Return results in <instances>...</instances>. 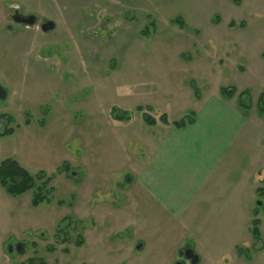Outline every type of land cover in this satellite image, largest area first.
Returning <instances> with one entry per match:
<instances>
[{
  "label": "rangeland",
  "instance_id": "obj_1",
  "mask_svg": "<svg viewBox=\"0 0 264 264\" xmlns=\"http://www.w3.org/2000/svg\"><path fill=\"white\" fill-rule=\"evenodd\" d=\"M13 8L52 21L55 29L43 34L39 23L17 27ZM263 53L264 0H0V117H11L14 130L0 136V162L12 159L34 177L54 176L51 202L38 207L31 205L37 180L20 197L0 187V206L9 207L0 221V264H137L117 250V237L105 233L100 219L74 217L75 181L93 185L87 203L93 212L120 208L130 194L151 199L136 173L153 149L143 136L163 131L144 118L157 126L162 117L171 125L183 121L189 132L215 130L220 123L207 116L227 107L255 124L264 121L257 106ZM222 88L236 95L224 99ZM115 110L129 112L130 120L117 123ZM190 119L194 127L187 126ZM79 163L91 165L93 177ZM262 177L264 171L257 182ZM263 197L257 202L264 204ZM258 208L261 236L252 248L250 220H239L242 231L248 229L241 245L251 264H264V211ZM94 219L102 231L97 241L85 237ZM150 254L140 256L142 264H150ZM178 262L190 264L183 257ZM228 263L229 257L219 262Z\"/></svg>",
  "mask_w": 264,
  "mask_h": 264
},
{
  "label": "crops",
  "instance_id": "obj_2",
  "mask_svg": "<svg viewBox=\"0 0 264 264\" xmlns=\"http://www.w3.org/2000/svg\"><path fill=\"white\" fill-rule=\"evenodd\" d=\"M224 108L227 111L215 110L207 116L210 123L213 117L220 123L215 130L189 132L169 121L158 126L157 122L156 126L145 123L163 131L143 136L153 149L150 160L136 173L137 185L151 190L152 198L130 194L120 208L108 205L93 212L87 203L95 189L91 182L78 178L71 193L74 217L81 221L93 214L91 217L100 219L105 233L117 237V250L124 252L125 258H138L137 264H142L140 256L151 250L150 264H174L179 252L189 248L198 257L197 264H219L226 257L232 259L231 264H251L249 249L243 257L241 245V235L247 236L248 229L242 231L239 220H250V234L251 221L259 220L256 203L264 196V178L256 179L264 171V121L258 118L255 124L238 109ZM124 122L128 121L117 123ZM187 126L194 127V121ZM158 136L160 141L154 143ZM79 165L93 177L91 165ZM8 210V204L0 206V221ZM97 219L85 230L89 240L97 241L102 233L95 227ZM252 240L251 234V248Z\"/></svg>",
  "mask_w": 264,
  "mask_h": 264
},
{
  "label": "trees",
  "instance_id": "obj_3",
  "mask_svg": "<svg viewBox=\"0 0 264 264\" xmlns=\"http://www.w3.org/2000/svg\"><path fill=\"white\" fill-rule=\"evenodd\" d=\"M233 1L235 4L238 5V0H233ZM230 26L233 27L234 23H230ZM239 26L243 27L244 24L241 23ZM220 95L224 99H229L232 98L234 95H236V92L234 90H227L222 88L220 91ZM239 96L240 98L243 97L244 92H241ZM238 105L240 107L242 106L240 102ZM257 106L259 107L258 111L260 115H264V91L259 96V99L257 101ZM113 117L117 122L130 120L129 112H124V111L120 113L117 110H115L113 113ZM159 121L163 124H168L167 119H165L164 117H162ZM0 122L3 124V129L2 132H0V136L3 137V136L12 135L14 130L11 129L9 125L13 122V119L11 117L4 116V117H0ZM144 122L149 126H153L156 124V121L149 116L144 118ZM192 122L193 120L190 119L188 124ZM28 123L29 121L26 120L25 124L27 125ZM172 125L175 128H181L185 126V123L181 121L179 123L175 122ZM53 178L54 176L49 177L44 174L34 177L27 170H25L19 163H17L12 159H6L0 162V187L10 197H20L24 195L26 192H28L35 186V181L37 180L38 185L36 186V192L34 193L31 200V205L33 207H38L43 203L49 204L51 202L49 200L50 189L48 188V185L51 183ZM251 234L254 241L258 242L260 239V233H259V221L257 219H253L251 221ZM79 243H83V242H79ZM30 261L34 263V260H30ZM38 264H45V263L38 262Z\"/></svg>",
  "mask_w": 264,
  "mask_h": 264
},
{
  "label": "water",
  "instance_id": "obj_4",
  "mask_svg": "<svg viewBox=\"0 0 264 264\" xmlns=\"http://www.w3.org/2000/svg\"><path fill=\"white\" fill-rule=\"evenodd\" d=\"M23 24L25 25H33V18H28L27 20L22 21ZM55 27L54 23L51 21H47L41 25V30L42 32H48L53 30ZM74 175V174H72ZM257 207H262V210L264 211V204L261 202L256 203ZM22 244H18L15 248L16 252L18 254H21L22 252ZM9 252H12V248L9 249ZM180 257H183L185 260L189 261L190 264H197L198 262V257L193 253L191 249H186L182 251L180 254ZM176 264H183L182 262H178Z\"/></svg>",
  "mask_w": 264,
  "mask_h": 264
},
{
  "label": "flooded vegetation",
  "instance_id": "obj_5",
  "mask_svg": "<svg viewBox=\"0 0 264 264\" xmlns=\"http://www.w3.org/2000/svg\"><path fill=\"white\" fill-rule=\"evenodd\" d=\"M13 10H15L14 11V13H13V15H11V20H12V22L17 26V27H23V26H26V27H32V26H34V25H36V24H38L39 23V26H40V30H41V25L43 24V23H45V22H47V20H44V21H41V22H39L38 21V19L36 18V17H34V16H22V15H20V14H18L17 13V10L18 9H15V8H13ZM28 18H33V25H25V24H23L22 23V21L24 20H27ZM52 22V21H51ZM55 25V24H54ZM8 28V30H11V27H7ZM14 29V28H13ZM54 29H55V27H54ZM53 29V30H54ZM52 31V30H51ZM41 32H42V30H41ZM48 32H50V31H48ZM48 32H42L43 34H47ZM130 114V113H129ZM130 117H131V115H130ZM1 123V122H0ZM1 125H2V129H3V124L1 123ZM261 209H262V207H260ZM182 258V257H181ZM183 263V262H182Z\"/></svg>",
  "mask_w": 264,
  "mask_h": 264
}]
</instances>
